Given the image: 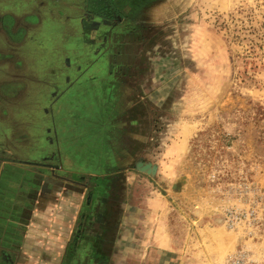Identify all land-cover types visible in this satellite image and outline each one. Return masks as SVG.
<instances>
[{
  "label": "rangeland",
  "instance_id": "1",
  "mask_svg": "<svg viewBox=\"0 0 264 264\" xmlns=\"http://www.w3.org/2000/svg\"><path fill=\"white\" fill-rule=\"evenodd\" d=\"M147 5L145 21L127 26L138 38L123 45L135 65L126 132L137 138L135 163L156 168L152 177L139 173L168 203L184 264H264V0ZM61 27L48 18L30 35L22 55L33 57L35 68L60 70L50 35ZM13 34L16 40L23 32ZM75 106L80 112L64 125L73 131L69 141H84L75 150L77 171L102 172L105 145L96 131L104 121L84 120L81 112L92 110L82 100ZM2 155L14 159L0 147ZM80 176L87 195L92 182Z\"/></svg>",
  "mask_w": 264,
  "mask_h": 264
},
{
  "label": "crops",
  "instance_id": "2",
  "mask_svg": "<svg viewBox=\"0 0 264 264\" xmlns=\"http://www.w3.org/2000/svg\"><path fill=\"white\" fill-rule=\"evenodd\" d=\"M145 1L0 0V15L12 18L3 20L6 39L0 35V55L8 57L0 60V101L7 103L0 106V147L14 158H0V264H184L167 222L168 203L135 169L137 138L126 132L124 122L131 121L126 96L134 87L135 65L123 45L139 35L112 28L105 50L100 49L105 32L100 17L110 8L120 14L148 8ZM48 18L63 27L50 35L58 45L53 59L60 70L54 74L22 55L30 35H38ZM129 19L144 22L145 15ZM16 29L23 34L15 40L11 31ZM66 41L71 61L64 58ZM91 57L96 60L88 62ZM2 83L15 84V99H7ZM77 100L92 110L81 112L84 120L104 121L98 126L102 131H96L105 145L102 172L77 171L75 150L84 141L81 146L77 138L69 141L73 131L64 125L80 112ZM85 174L92 182L87 195L83 176L77 180Z\"/></svg>",
  "mask_w": 264,
  "mask_h": 264
},
{
  "label": "flooded vegetation",
  "instance_id": "3",
  "mask_svg": "<svg viewBox=\"0 0 264 264\" xmlns=\"http://www.w3.org/2000/svg\"><path fill=\"white\" fill-rule=\"evenodd\" d=\"M146 3L145 4H147V1H145ZM147 10V8L145 7V8H142V9H129V13H126V14H120V12L119 11H117V10H115V9H113V8H110V13L109 14H107V16H102V17H100V21H99V28L100 29H103L105 32H103V34H102V37H101V42H100V49H101V53H102V51L103 50H105V48H106V33L110 30V29H112V28H115V29H119V30H121V31H130V29L131 28H129V27H127V26H130V25H133V24H141V22H138L137 23V19H135L134 21H133V23H128V21H130V16L133 14V15H138L139 17H143V14L145 15V11ZM103 15H105V14H103ZM139 19V18H138ZM3 20H10V21H12V18H9V17H2L1 15H0V35L2 34V35H4V33H3V31H2V29H1V27H3V25H4V23H3ZM115 21V22H114ZM125 21H127V23H125ZM114 22V23H113ZM11 24L13 25V22H11ZM93 25H95V24H93ZM10 26V25H9ZM88 29L89 30H95V27L94 26H92V28H91V26L90 27H88ZM83 31H85V29L83 30ZM91 35V32H90V34H89V36ZM4 37H5V35H4ZM5 39H6V37H5ZM0 40H1V38H0ZM2 41H3V39H2ZM90 44H92V40H90ZM6 54L5 55H0V60H6ZM105 57V55L103 56H101V62H102V60H103V58ZM8 58V57H7ZM96 60V57L94 58V57H91V58H89L88 60V62H91V60ZM103 63V62H102ZM4 83H2V86H3V90L4 91H6L5 93L7 94V95H9V97H7V99H9V100H11V99H15V92L17 91V88L15 89V84H9V85H7V84H5V85H3ZM1 86V87H2ZM3 90H2V92H3ZM2 105V107L4 108H6L7 107V103L5 102V103H2L1 101H0V106ZM1 125H2V123H0ZM0 131H3L2 129H0ZM2 158V157H1Z\"/></svg>",
  "mask_w": 264,
  "mask_h": 264
},
{
  "label": "water",
  "instance_id": "4",
  "mask_svg": "<svg viewBox=\"0 0 264 264\" xmlns=\"http://www.w3.org/2000/svg\"><path fill=\"white\" fill-rule=\"evenodd\" d=\"M135 169L141 173H144L146 175H148L149 177H152L155 173V166L151 165V164H143L141 162H138L135 166ZM147 170H151L150 173L147 172ZM181 183V182H180Z\"/></svg>",
  "mask_w": 264,
  "mask_h": 264
},
{
  "label": "bare ground",
  "instance_id": "5",
  "mask_svg": "<svg viewBox=\"0 0 264 264\" xmlns=\"http://www.w3.org/2000/svg\"><path fill=\"white\" fill-rule=\"evenodd\" d=\"M147 172H148V173H150V172H151V170H147Z\"/></svg>",
  "mask_w": 264,
  "mask_h": 264
}]
</instances>
